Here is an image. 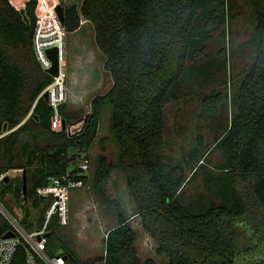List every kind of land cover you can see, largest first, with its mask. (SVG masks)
<instances>
[{"label":"trees","instance_id":"16d2710c","mask_svg":"<svg viewBox=\"0 0 264 264\" xmlns=\"http://www.w3.org/2000/svg\"><path fill=\"white\" fill-rule=\"evenodd\" d=\"M233 1L82 0L80 6L66 7L68 33L79 29L83 19L91 21L112 85L92 98L91 110L84 115L82 108L62 103L59 112L66 128L55 130V109L42 95L53 77L41 69L33 47L38 0L26 1L23 9L11 0H0V135L9 130L0 137V174L22 169L21 175L4 180L0 197L5 203L8 195L17 200L32 196L37 202L39 187L68 173L88 183L89 177L78 175L77 166L70 169L75 156H69L68 148H91L104 106L110 102L118 165L157 252L165 254L169 264H264V0H244L254 13L256 56L231 98L235 111L215 144L225 155V173L211 175L222 202L192 208L182 193L185 169L166 163L157 150L167 125L165 105L177 98L183 80L193 78L189 62L205 54V32L200 34L195 27L201 10L205 9L207 22H222L225 7L228 3L232 7ZM211 3L214 7L206 9ZM227 100V94L214 90L202 98V105L216 115ZM78 119L83 128L69 133L68 125ZM23 135L29 139L20 143ZM200 147H206L202 138ZM118 219L107 232L103 264H140L135 252L138 233L123 212ZM30 220V210L24 207L23 222L30 226ZM59 227L56 222L50 225L48 252L53 255L63 249L68 259L90 264L66 246L56 234ZM9 229L0 213V238ZM11 264H27L23 246L17 248Z\"/></svg>","mask_w":264,"mask_h":264},{"label":"rangeland","instance_id":"374dc122","mask_svg":"<svg viewBox=\"0 0 264 264\" xmlns=\"http://www.w3.org/2000/svg\"><path fill=\"white\" fill-rule=\"evenodd\" d=\"M28 0H11L19 9L25 7ZM41 5V16L48 8L62 4L65 8L71 5L80 6L82 0H38ZM214 4L205 8L211 9ZM225 21L208 20L205 9L200 12L196 21V31L205 36L202 41L205 54L189 62L193 78L183 80L176 91L177 98L165 105L167 125L163 139L157 149L166 163L181 165L187 175L183 188L186 203L199 210L209 202H222L216 180L225 173L224 151L216 146L217 139L224 133L235 111L231 98L239 90L246 71L251 67L256 56L255 19L251 6L244 0H234L225 7ZM89 26L82 35L64 33L66 62L69 78L68 100L70 105L83 109V115L91 110L92 98L105 93L112 85V78L104 68L105 57L94 41V29L91 21L83 20ZM57 31H60L58 28ZM80 33V32H79ZM74 35V36H73ZM69 50V55H68ZM92 56V57H91ZM95 68L98 71H95ZM76 75L82 82L75 79ZM214 90L228 95L216 115L209 114L202 105V98ZM76 93V94H75ZM112 105L107 102L100 120L99 134L88 150L81 151L76 146H69V156H75L70 169L83 163V156L90 160L85 174L89 177L84 186L73 188L70 194V223L56 229V234L66 246L76 253L83 263L103 264L106 235L110 228L119 222L118 215L123 212L131 226L138 233L135 252L140 264H169L165 254L157 252V244L150 233L142 226L136 202L130 192L125 172L118 165L119 147L111 131ZM73 126L77 133L84 122L78 119ZM74 125L76 127H74ZM8 131H5L4 134ZM203 139L205 148L200 147ZM29 139L23 135L20 143ZM198 147L197 156L193 152ZM0 159L3 149H0ZM18 161L22 160L19 156ZM103 182L99 178L106 175ZM21 171H10L9 178L21 175ZM40 197V196H39ZM41 199V200H40ZM37 198L29 196L17 200L12 195L6 197L10 211L23 222L24 207L30 210V226L35 222L48 204L50 197ZM74 264V263H72Z\"/></svg>","mask_w":264,"mask_h":264},{"label":"built area","instance_id":"2783aa9c","mask_svg":"<svg viewBox=\"0 0 264 264\" xmlns=\"http://www.w3.org/2000/svg\"><path fill=\"white\" fill-rule=\"evenodd\" d=\"M40 10L41 5L38 2L36 9L38 22L33 35V47L37 61L45 72L53 65L47 49L55 46L59 47V74L56 76L50 74L53 77V81L45 88L42 95L45 92L48 93V102L55 109V115L52 119L53 128L61 130L63 129V119L59 112V107L68 100L67 80L69 72L66 62L64 35L66 30L56 11V7L53 9L48 8L44 16H41ZM83 20L82 23L84 22ZM57 28L60 31H57ZM56 117L59 119L57 126L54 122ZM74 127L76 126L74 125ZM67 131L72 134L75 133L73 132L72 125L67 127ZM5 134L0 135V137ZM89 163V158L83 156V163L77 165L79 170L78 175L85 173V170L89 167ZM17 170L22 171V169H12L0 174V189L10 171L16 172ZM80 186H84V181L73 178L68 173L67 175L54 178L48 186L39 187L37 190L38 195L41 198L50 197V199L44 215V221L39 227L32 230L27 229L21 223L20 219L10 211L5 201L0 197V213L10 224L9 230L14 233L12 236H5L6 233H4L0 238V264H11L19 246H23L26 250L27 264H72L73 261L68 259L64 253L51 255L47 250V243L52 233V229L50 228L52 222H56L60 226L70 223V194L73 188Z\"/></svg>","mask_w":264,"mask_h":264},{"label":"water","instance_id":"95a60500","mask_svg":"<svg viewBox=\"0 0 264 264\" xmlns=\"http://www.w3.org/2000/svg\"><path fill=\"white\" fill-rule=\"evenodd\" d=\"M56 11H57V13H58V15L60 17L61 22L64 24L65 7L62 4H58L56 6ZM47 53H48L49 57L52 59V61H53L52 67L49 68L47 70V72L49 74H51V75L56 76V75L59 74V69H60L59 68L60 67L59 47L55 46V47H52V48H48L47 49ZM43 96L48 100V93L47 92H45L43 94ZM87 118H88V116L85 117V121L87 120ZM65 127H66L65 121L63 120V129ZM5 129H6V126H5ZM23 176H24V190H25V193H26L27 192V185H26V179H25L26 175H25V173L23 174ZM6 180H9V176L6 177ZM12 235H14V233L11 230L7 231L6 234H5V236H12ZM61 253H63V252H60L59 254H61ZM66 256H68V255L66 254ZM70 259L73 261L74 264H78L74 257H71Z\"/></svg>","mask_w":264,"mask_h":264},{"label":"crops","instance_id":"0c3cea01","mask_svg":"<svg viewBox=\"0 0 264 264\" xmlns=\"http://www.w3.org/2000/svg\"><path fill=\"white\" fill-rule=\"evenodd\" d=\"M17 8H20V7H17ZM86 21H90V20H87V19H85ZM91 25H92V23H91ZM92 27H93V25H92ZM88 28H89V26L88 25H86V23L85 22H83L82 24H81V26H80V28L79 29H77L76 31H74V32H70V33H72V34H80V35H82V31L83 30H88ZM94 29V28H93ZM80 32V33H79ZM74 36V35H73ZM68 55H69V50H68ZM92 57V56H91ZM96 66H94V68H95ZM98 71V69L97 68H95V71ZM74 76H75V79H77L78 81H80V82H82L81 81V79L79 78V77H81V74L80 75H75L74 74ZM76 94V93H75ZM72 106H74V105H72ZM54 122L56 123V126H57V124H59L58 122H59V119H58V117H56L55 118V120H54ZM56 130H59V129H57V128H55ZM40 217L41 216H39V218H38V220L35 222V224H37V222L39 221V225L38 226H35L34 228H37V227H39L40 225H41V223H40ZM28 226V225H27ZM30 227V226H29ZM34 228H29V230H32V229H34ZM60 252H63V253H65V251L63 250V249H60V251L58 252V253H60Z\"/></svg>","mask_w":264,"mask_h":264}]
</instances>
